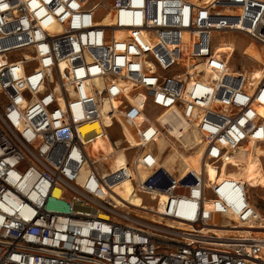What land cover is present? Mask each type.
I'll list each match as a JSON object with an SVG mask.
<instances>
[{"label":"built area","instance_id":"obj_1","mask_svg":"<svg viewBox=\"0 0 264 264\" xmlns=\"http://www.w3.org/2000/svg\"><path fill=\"white\" fill-rule=\"evenodd\" d=\"M230 32L264 49V0H0V264H264L261 211L221 171L264 149V63L229 70ZM194 134L198 168L168 169Z\"/></svg>","mask_w":264,"mask_h":264},{"label":"rangeland","instance_id":"obj_2","mask_svg":"<svg viewBox=\"0 0 264 264\" xmlns=\"http://www.w3.org/2000/svg\"><path fill=\"white\" fill-rule=\"evenodd\" d=\"M217 39H223L226 41L223 44H220L218 49L219 51L226 52L228 64L230 66V69L234 71L236 68H242V66L246 67L244 72L246 75H248L250 78L254 74V72L257 70L258 65L256 61H253L251 58L247 57L243 53L246 52V48L248 44L252 41L249 38L245 37L244 35L236 32H230L225 33L223 36H217ZM243 52V53H242ZM262 63L264 61L261 59ZM240 70V69H238ZM148 113L153 117V113L151 111H148ZM132 128L130 126L127 127V133L128 136L132 133ZM121 135L113 129V138L120 137ZM137 144V141L134 142ZM183 143V142H182ZM112 142L109 140L105 141V150H114V147L112 146ZM180 153L190 155L194 149L184 151L179 148H177ZM184 151V153H183ZM248 149L238 150L236 152H233L232 155L228 157V160L226 162H232L233 165L226 167V174L235 176L238 178L237 174L240 172V170L243 169V164H245V155L247 154ZM184 154V155H185ZM257 157L253 158L251 167L252 171L255 173V176L252 177L251 181H245V183L250 187L249 188V194H250V200L258 207V209L261 211V214H264V149L259 148L257 150ZM262 156V157H260ZM179 165L181 168L180 161ZM141 200V197L136 199V202H139Z\"/></svg>","mask_w":264,"mask_h":264},{"label":"bare ground","instance_id":"obj_3","mask_svg":"<svg viewBox=\"0 0 264 264\" xmlns=\"http://www.w3.org/2000/svg\"><path fill=\"white\" fill-rule=\"evenodd\" d=\"M105 20L106 19H104L103 21H105ZM225 42L226 41H224L222 39V41L219 42L216 45L217 46L216 50L219 51V49H218L219 45L220 44H223ZM246 52H247L246 54L249 55L250 58H252L253 61H257L258 60L260 62L261 59L264 61V49H261L254 41H251L248 44V46L246 48ZM228 57H230V56H228ZM229 70H231V69L229 68ZM240 71L241 70L234 69L233 72H240ZM262 71H263L262 70V65H258V68L254 72V74L252 75V78H255L256 79L257 77L261 76ZM243 74L246 75L244 72H243ZM128 126L131 127V125H129V124H125V126H124V132H125L127 138L133 144H135L134 142H136V141H137V144L136 145L141 144L144 141L143 136L133 126L131 128H132V130L135 131V133L132 136L131 135L128 136V133H127V127ZM175 129L176 130H175L174 134L178 133L177 127H175ZM180 138L181 137H179V139ZM184 138H185V140L183 138H181V141L183 143L190 144L192 142V143L195 144V146L193 147L194 151L190 155L187 156V154H185L186 152L184 153V151H183V153L185 154L184 155V154L180 153V151L175 147V151L169 153L168 156L166 157L165 161H164V165H166V167L168 169H170V170H172L174 168V164L176 162H178V161H180L181 168H184L186 166L187 167L198 168V166H199V161H200V145H201V143H199L200 142V139H199L198 135L197 134H194V135H184ZM158 144H159V147H160V150H161V147H162V144H163V138L162 137H159L158 138ZM112 146H113V144H112ZM259 148H262V147L261 146H258V145L251 144V145H247L246 147H240V148H238V149H236V150L233 151V152H236L238 150L248 149L247 154L245 155V164H243V169L240 170V172L237 174L238 178H242L244 182L245 181H251L252 177L255 176V173L252 171L251 163H252L253 158H255V157L258 156L257 155V150ZM114 150H115V147H114ZM232 153H230L228 155V157L230 155H232ZM228 157L225 160V162L228 160ZM260 157H262V156H260ZM122 160H123V156L119 152L117 154V156H116V163L117 162H120ZM228 166H230V165H228ZM226 167L227 166L224 164L223 167H222V169H221L222 174L226 173ZM214 173H215V169L212 166H210V176H213ZM141 174L144 175V172L141 171ZM120 186H122L120 188V193L123 196L129 198L134 203H138V202H136V199L139 198L140 196L138 194H132L131 193L132 187L130 185V182L124 181V182L121 183ZM247 187H248V190H249L250 187L248 185H247ZM261 217H262V220L263 221L261 222V225L260 226L262 228H264V214L263 215L261 214Z\"/></svg>","mask_w":264,"mask_h":264},{"label":"crops","instance_id":"obj_4","mask_svg":"<svg viewBox=\"0 0 264 264\" xmlns=\"http://www.w3.org/2000/svg\"><path fill=\"white\" fill-rule=\"evenodd\" d=\"M131 127H132V126H131ZM134 133H135V131L133 130L131 136H132Z\"/></svg>","mask_w":264,"mask_h":264}]
</instances>
